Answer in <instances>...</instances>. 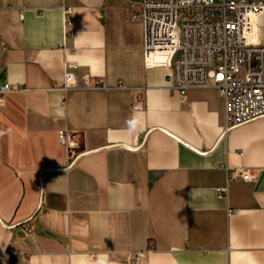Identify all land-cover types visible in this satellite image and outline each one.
<instances>
[{"label":"crops","instance_id":"crops-1","mask_svg":"<svg viewBox=\"0 0 264 264\" xmlns=\"http://www.w3.org/2000/svg\"><path fill=\"white\" fill-rule=\"evenodd\" d=\"M139 1L0 0V264H264V117L145 69Z\"/></svg>","mask_w":264,"mask_h":264},{"label":"built area","instance_id":"built-area-1","mask_svg":"<svg viewBox=\"0 0 264 264\" xmlns=\"http://www.w3.org/2000/svg\"><path fill=\"white\" fill-rule=\"evenodd\" d=\"M132 7V19L142 25L144 68L168 69L170 91L183 100L190 89H215L224 101V131L264 117V0H140ZM64 30L65 37L74 34L69 17ZM61 87L105 85L102 78L79 81L74 73L64 72ZM10 90L8 84L0 87V104ZM57 136L72 164L79 141L64 131ZM228 178L252 182L255 174L234 168ZM217 194L224 198L227 189L219 188Z\"/></svg>","mask_w":264,"mask_h":264},{"label":"rangeland","instance_id":"rangeland-1","mask_svg":"<svg viewBox=\"0 0 264 264\" xmlns=\"http://www.w3.org/2000/svg\"><path fill=\"white\" fill-rule=\"evenodd\" d=\"M257 27H258L259 32L261 33V31H262V23H261L260 19L257 22Z\"/></svg>","mask_w":264,"mask_h":264},{"label":"water","instance_id":"water-1","mask_svg":"<svg viewBox=\"0 0 264 264\" xmlns=\"http://www.w3.org/2000/svg\"><path fill=\"white\" fill-rule=\"evenodd\" d=\"M79 157V156H78Z\"/></svg>","mask_w":264,"mask_h":264}]
</instances>
